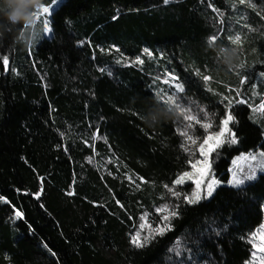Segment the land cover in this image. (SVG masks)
Segmentation results:
<instances>
[{
    "label": "trees",
    "instance_id": "16d2710c",
    "mask_svg": "<svg viewBox=\"0 0 264 264\" xmlns=\"http://www.w3.org/2000/svg\"><path fill=\"white\" fill-rule=\"evenodd\" d=\"M60 5L51 37L32 47L14 33L0 41V264H250V240L264 228V173L230 181L237 157L264 153V111L255 110L264 102V0ZM224 49L236 54L231 67ZM168 96L201 123L186 128ZM164 106L172 118L145 122ZM228 115L225 142L208 158L221 185L190 204L195 182L174 181L202 160L199 145ZM165 205L177 212L170 230L133 245L137 231L148 236L141 218L159 226Z\"/></svg>",
    "mask_w": 264,
    "mask_h": 264
},
{
    "label": "snow or ice",
    "instance_id": "6c2138e0",
    "mask_svg": "<svg viewBox=\"0 0 264 264\" xmlns=\"http://www.w3.org/2000/svg\"><path fill=\"white\" fill-rule=\"evenodd\" d=\"M167 2H168V0H165V3H167ZM239 3L240 4H244V3H246V0H239ZM249 6L254 7V5H251L250 3H249ZM41 11L44 14H48L50 9H49V7H44ZM44 30H45L46 33L51 31V28L49 27L47 21H45V23H44ZM216 39H217V37L213 36L211 38V41L215 42ZM229 39H230L231 43L234 44V45H239L242 42L241 41V36L239 34L235 35L234 37L230 36ZM145 52L147 53V49L145 50ZM148 54L150 55V53H148ZM2 62H3V65L5 67H7L8 64H9L8 57L4 56L2 58ZM137 62L142 63V61H139V60ZM172 79L174 80L176 78L172 77ZM203 79L205 81H208L210 79V77L205 76V77H203ZM167 82L168 81H166V83ZM176 89H177L178 92L183 91V86L177 84L176 85ZM239 102L243 103L244 101H239ZM165 103H168L170 105H174L177 108L179 114L183 117V119L186 120V121H189V123L186 125V128H191L193 126L192 125L193 121L195 123H197V124L201 123L200 119H198L196 116L191 114V110L190 109L180 107L176 103V100L174 99V97H172V96L166 97L165 98ZM229 103H231V101H229ZM255 110L256 111H264V102H262L258 106V108L255 109ZM231 120H232V116L228 115L227 118L224 119L223 122H222L223 128L219 132H217L215 134L208 135L206 138H204L203 142L199 145V152L204 157V159L196 161V163L192 164V168L196 172L199 173V176L201 177V179L195 180V184H196V189L197 190L194 191L191 196H185L184 197V199L188 203H190V204L191 203H196V202H198L199 199H201L200 188H201V184H202V178L204 177V175L210 169V162L208 160V156L210 155L211 152H213L216 148L220 147L221 144L225 142L223 138L225 136V133L230 131L228 129V124H229V122ZM202 127L207 129V128H210L211 125L208 124V123H204V124H202ZM180 134L182 136H184L186 138V140L191 142L192 144L196 143V140L193 139V137L190 136L186 130H182L180 132ZM228 142L232 143V144L236 143V139H235L234 134H232V137H231V139ZM185 150L187 151L188 149L186 148ZM261 156H264V153H261ZM250 158L252 160H256V156H251ZM244 159H248V157H245ZM198 165H202V167H198ZM260 167L262 169H264V163H262L260 165ZM191 176H192V173L186 172L183 175H181L180 177H178L174 181V184L175 185L182 184L184 182L185 177H189L190 178ZM254 177H255V170L253 169L252 170V174L247 176V177H245V179H249L250 180V179H253ZM129 179H131V177H129ZM217 183H218V181L213 179L207 184V192H206L207 196H211L212 195V192H213V189H214V185H216ZM231 183L233 185H235V186H239V185L244 183V180L239 178V176H237V174L234 172L233 173V179H232ZM169 191H171L174 196H180V193L174 191L173 189H169ZM73 194L74 193H72V192L68 193V195H73ZM0 199H2V198H0ZM157 212L166 213L165 215L162 216V220L165 221V222H168L171 217H174V216L177 215V212L169 210L167 205H165L162 208H158ZM15 215H16L17 218H21L23 214L20 211H17L15 213ZM141 219L145 220L146 217H142ZM145 226H146V224H141L140 227L143 229ZM147 227L149 228V235L148 236H145L142 239L141 238V233L139 231H137L136 234L134 236H132V238H131L132 243L136 247H144L145 244L148 242V240L152 237L153 233L159 234V235H163L166 230H170V224L169 223H164L162 226H158L156 228H152L150 225H147ZM257 240H259V243L256 242ZM250 242L253 243V247H254V249H256L257 252L264 253V233L259 234V235L253 234ZM256 259H257L256 252H254L253 253V262ZM259 259H260V264H264V257H260ZM253 262H250V264H253Z\"/></svg>",
    "mask_w": 264,
    "mask_h": 264
},
{
    "label": "clouds",
    "instance_id": "9594fccd",
    "mask_svg": "<svg viewBox=\"0 0 264 264\" xmlns=\"http://www.w3.org/2000/svg\"><path fill=\"white\" fill-rule=\"evenodd\" d=\"M47 7L43 0H0V41L6 34L14 33V41L24 47H32L46 34L44 26H39L38 14ZM224 63L231 67L235 52L224 49L221 53ZM175 115L168 106L156 107L144 117L145 122L155 125L161 119H169Z\"/></svg>",
    "mask_w": 264,
    "mask_h": 264
},
{
    "label": "rangeland",
    "instance_id": "374dc122",
    "mask_svg": "<svg viewBox=\"0 0 264 264\" xmlns=\"http://www.w3.org/2000/svg\"><path fill=\"white\" fill-rule=\"evenodd\" d=\"M65 0H54V2H52V4H50V5H46L47 7H49V9H50V11H49V13L48 14H44V13H42V11H40L39 12V14H38V17H37V19L39 20L40 18H41V22H42V26H44V23H45V21H47L48 22V25H49V27L51 28V25H50V20H51V16H52V14H53V12L59 7V6H61L60 4H62L63 2H64ZM47 36L48 37H51V31L50 32H47ZM228 134V132H226L225 133V136ZM225 136H224V138H225ZM223 138V139H224ZM212 153V152H211ZM210 153V154H211ZM263 153V152H262ZM210 156V155H209ZM209 156H208V158H209ZM251 156H256V160H252L250 157ZM245 157H248V159H244ZM202 160L204 159V157L202 156V158H201ZM209 160V162H210V159H208ZM262 163H264V156H261V152L260 153H256V154H252V155H249V156H245V155H242V156H240V157H237V159L235 160V162H234V168H233V170H232V176H233V173L235 172L236 174L238 173V172H240L241 174H238V176H239V178H241V179H243L244 180V183L243 184H241V185H239V186H235V185H233L232 183H231V181H230V184L231 185H233V186H235V187H240V186H242V185H244L245 183H247V182H250L251 180H253V179H255V178H257L261 173H264V169H262L261 167H260V165L262 164ZM243 164H248L249 165V168L248 169H250L249 170V174H248V176L249 175H251L252 174V170L254 169L255 170V177L253 178V179H245V177H247V176H244V173H242L243 172ZM198 167H202V165H198ZM190 173H192V176L189 178V177H185V179H184V182L185 181H188V180H192V181H194L195 182V180H197V179H201V177L199 176V173L198 172H196L194 169L192 170V171H190ZM216 180L215 178H214V175H213V172H212V168H211V164H210V169H209V171L204 175V177L202 178V184H201V188H200V192H201V199L203 200V199H207V198H210L211 196H207L206 195V192H207V184L211 181V180ZM217 181V180H216ZM183 182V183H184ZM221 185V183H217L216 185H214V189H213V192H212V195L214 194V192H215V190L217 189V187H219ZM197 190V189H196ZM201 199H199L198 201H201ZM143 224H146V226L144 227V228H146L147 229V231H148V234L147 235H149V228L147 227V225H150L152 228H156V227H158V226H154V224L152 223V224H149L148 222H147V218L144 220V222H142ZM164 223H166L165 221H162L160 224H159V226H162ZM262 233H264V228L262 229V230H260L258 233H256L257 235H259V234H262ZM154 234V233H153ZM257 243H259V240H257L256 241ZM254 252H256V256H257V259L253 262V258H252V262H253V264H260V257H264V253H260V252H257L256 251V249H255V251Z\"/></svg>",
    "mask_w": 264,
    "mask_h": 264
}]
</instances>
